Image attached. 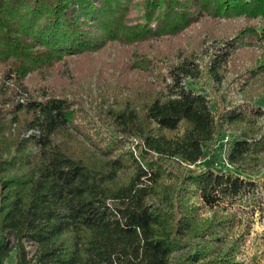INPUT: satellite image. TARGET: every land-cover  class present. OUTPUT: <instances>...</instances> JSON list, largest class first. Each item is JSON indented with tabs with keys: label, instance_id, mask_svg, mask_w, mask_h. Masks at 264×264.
<instances>
[{
	"label": "trees",
	"instance_id": "1",
	"mask_svg": "<svg viewBox=\"0 0 264 264\" xmlns=\"http://www.w3.org/2000/svg\"><path fill=\"white\" fill-rule=\"evenodd\" d=\"M206 16L246 21L209 75L222 84L229 60L239 92L264 98V63L245 51L261 39L253 20L264 17V0H0L7 78L77 62L86 79L95 54L123 46L112 64L118 92L98 113L107 139L77 121L82 109L64 96H0V264L13 250L15 264H236L256 219L264 220V179L224 166L258 169L264 109L220 96L213 111L187 87L193 61L163 68L170 52L151 56L157 41ZM29 128L40 134L24 137ZM220 137L221 159L211 147ZM176 158L204 167L175 172L167 162Z\"/></svg>",
	"mask_w": 264,
	"mask_h": 264
},
{
	"label": "rangeland",
	"instance_id": "2",
	"mask_svg": "<svg viewBox=\"0 0 264 264\" xmlns=\"http://www.w3.org/2000/svg\"><path fill=\"white\" fill-rule=\"evenodd\" d=\"M253 21L258 25L261 39L257 41L255 46L247 47L245 51L248 55L250 54L261 61V63H264V17L257 16ZM245 22L243 16L230 18L206 16L186 29L180 36L157 41L152 47L151 56L155 59H163L166 51H169V58L167 56V58H164L163 68H168V66L173 64H180L186 58L189 61H193V73L190 80H187V87H192L204 94L210 100L213 111L216 108L214 106L215 101L220 96L228 97L233 104L250 101V105L261 106L264 109V98L259 97L261 92L252 93L247 97H244V93L239 92L240 86L234 81L237 74L233 71V63L231 61L228 60L220 69V73L223 75L222 84H218L209 75V65L212 63L216 53L220 51V48L226 45V38L228 39L230 35L233 36V30L239 27L242 28ZM122 49L123 46L118 43L108 44L104 47L98 54H95V59L89 61L93 71L91 75L82 80L77 72V62H67L51 72L44 71L41 74H28L26 76H16L14 74L8 89L0 93V96L4 92L8 94L15 93V99L17 100L16 88L19 87V84L28 93L29 98L33 100H44L50 96H64L70 101H74L75 107L82 109L81 111L84 114H80L85 119L81 116L77 121H85V123L89 121L92 126L90 133L95 135V130H97V133L102 138L107 139L111 135V130L99 121L98 113L103 106L114 102L113 92H118L117 88L113 89L116 83L117 74L115 73L117 72L113 70L112 64L122 54ZM126 61L129 62L130 59L127 58ZM245 61L244 68L253 66L254 61ZM198 70L199 72H197ZM8 75V70H1L0 81L6 79ZM57 80L60 81L57 86L58 89L55 85ZM64 83L67 87L61 86ZM252 95L255 96L250 99ZM259 122L264 124V116ZM221 137L216 143L213 142V145H211L216 151L218 149L220 159L223 158L222 150L219 148L222 145ZM167 165L175 172L197 171L204 167L202 161L190 164L179 158L169 160ZM258 166V169L251 171L226 164L224 170L226 173L259 181L264 179V157ZM28 249L30 253H33L35 246L30 244ZM15 262L16 256L13 250L6 264H15ZM235 262L236 264H264V220L256 219Z\"/></svg>",
	"mask_w": 264,
	"mask_h": 264
},
{
	"label": "built area",
	"instance_id": "3",
	"mask_svg": "<svg viewBox=\"0 0 264 264\" xmlns=\"http://www.w3.org/2000/svg\"><path fill=\"white\" fill-rule=\"evenodd\" d=\"M12 77H14L13 74L9 78L0 81V88L8 87V85L11 84V80H13ZM16 91H17L16 97L19 102L24 103L29 98L28 93H26V91L22 89L20 86L16 88ZM39 134H40V130L38 128L25 129V131L23 132L24 137H30L31 135H39Z\"/></svg>",
	"mask_w": 264,
	"mask_h": 264
}]
</instances>
